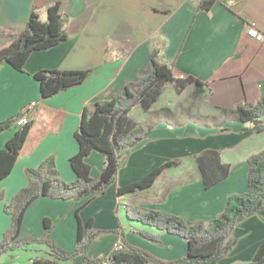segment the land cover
Returning <instances> with one entry per match:
<instances>
[{
    "label": "crops",
    "instance_id": "crops-1",
    "mask_svg": "<svg viewBox=\"0 0 264 264\" xmlns=\"http://www.w3.org/2000/svg\"><path fill=\"white\" fill-rule=\"evenodd\" d=\"M199 1L0 0V48L13 40L2 35L4 29L22 32L33 8L40 15L55 2H60L66 18L68 37L50 49L32 53L25 64L26 73L0 64V122L31 102L36 103L31 117L38 120L22 156L0 182V242L12 226V217L4 208L28 185L25 171L54 157L59 177L74 181L69 158L78 151L74 135L82 113L85 109L92 111L98 101L123 95L127 85L148 72L152 50L167 62L178 53L175 79L192 77L201 85L192 82L178 90L175 81L168 82L164 95L150 109L134 107L129 116L151 131L135 147L119 151L121 166L114 182L102 193L78 200L38 197L27 208L20 233L9 245L43 237L47 218L50 239L60 250L73 254L79 218L83 226L91 221L95 236L86 254L60 264H81L85 255L91 259L105 257L118 240L159 260L176 261L185 257L186 241L129 221L126 205L208 223L223 212L229 196L247 190V159L262 150L257 141L264 137V131L243 130L248 126L234 122L232 112L264 97V42L255 41L246 32L254 25L264 33V0H217L210 10L197 11ZM40 19L44 22L46 15L44 19L40 15ZM42 69L92 72L82 84L42 98L32 77ZM202 103L205 108L200 114L197 107ZM163 113L172 120L159 118ZM222 129L228 132H220ZM14 131L0 132V148ZM208 148L221 150L222 161L231 165L229 175L210 188L199 177L194 158ZM170 160L179 162L166 168L150 188L117 195L118 187L140 180ZM84 161L90 166V176L97 179L105 165L104 155L94 150ZM82 237L86 238L85 227ZM233 238L236 244L227 256L202 264L249 263L264 241V211L239 218ZM41 251L51 258L46 245L24 243L0 255V264H17L13 260L19 253L32 264L35 258L46 259Z\"/></svg>",
    "mask_w": 264,
    "mask_h": 264
},
{
    "label": "trees",
    "instance_id": "trees-1",
    "mask_svg": "<svg viewBox=\"0 0 264 264\" xmlns=\"http://www.w3.org/2000/svg\"><path fill=\"white\" fill-rule=\"evenodd\" d=\"M217 0H200L197 11H208ZM46 20L41 21L36 8L30 12L22 32L14 33L4 29L3 36L13 39L0 48V64L6 63L14 70L26 73L25 64L30 55L37 51L50 49L67 40L65 31L66 18L60 11V2L45 8ZM177 55L171 62L159 59L158 51L152 50L148 59V72L137 82L126 86L123 95L114 94L110 99L96 102L92 111L87 109L81 115L79 127L75 132L78 151L69 158V164L75 173V180L65 182L56 170L54 157L47 158L40 167L25 171L28 185L14 196L4 210L12 217V226L4 240L0 242V255L22 247L24 243L44 244L49 248L50 259L32 260V264H60L73 257L86 254L91 239L95 236L91 221L85 226L78 218L77 246L73 254L60 250L50 239V220L44 219L45 234L38 240H17L10 246V241L18 237L24 214L30 204L40 196L52 199L78 200L102 193L115 180L121 166L119 151L133 148L147 138L151 128L137 123L129 116L130 111L139 106L148 110L158 101L164 91V85L174 82L181 90L189 83L201 85L200 81L188 77L175 79L174 68ZM92 72L86 70L42 69L32 75L39 85L42 98L52 97L62 91L82 84ZM233 121L247 125L245 131H264V97L255 104L237 107L233 112ZM22 117L19 112L11 118L0 122V132L15 129L13 135L0 148V182L6 178L26 148L29 138L38 124L37 117H30L26 124L18 126L16 122ZM228 132L222 129L220 132ZM54 132V131H52ZM98 151L105 157V165L97 179L90 176V166L84 158L92 151ZM196 169L204 186L210 188L223 179L230 171L231 165L222 161L221 150L204 149L194 155ZM170 160L150 171L140 180L117 188V195L134 193L150 188L157 177L168 167L176 165ZM247 190L241 194L229 196L223 212L215 219L204 223L189 221L184 218L164 214L160 211L127 204L125 214L129 221L154 227L160 232L176 235L187 243L185 257L176 261H162L150 253L132 247L122 241L121 249H111L102 258L91 259L86 255L81 264H202L227 256L236 244L233 233L239 218L257 211H264V149L252 154L247 159ZM1 198V194H0ZM86 229V238L82 230ZM142 235L149 240L156 237L148 233ZM264 264V241L256 249L249 263Z\"/></svg>",
    "mask_w": 264,
    "mask_h": 264
},
{
    "label": "built area",
    "instance_id": "built-area-1",
    "mask_svg": "<svg viewBox=\"0 0 264 264\" xmlns=\"http://www.w3.org/2000/svg\"><path fill=\"white\" fill-rule=\"evenodd\" d=\"M247 34L249 37L253 38L255 41L261 43L264 42V33L258 31L254 25L249 26L246 30ZM36 105L35 102H31L27 105H25L22 109H21V113H22V117L16 122V124L18 126L24 125L27 123V121L29 120V118L31 117V111L34 108V106ZM122 248V241L119 240L113 249H121ZM101 264H110L109 261H103Z\"/></svg>",
    "mask_w": 264,
    "mask_h": 264
},
{
    "label": "rangeland",
    "instance_id": "rangeland-1",
    "mask_svg": "<svg viewBox=\"0 0 264 264\" xmlns=\"http://www.w3.org/2000/svg\"><path fill=\"white\" fill-rule=\"evenodd\" d=\"M42 16V19H44V16H45V11L43 10L42 13L40 14ZM110 38V37H109ZM164 95V91L162 93ZM176 100L173 98V103L175 102ZM162 102V101H161ZM180 102L182 103L181 99H180ZM165 104V103H164ZM187 104V102H186ZM169 105V103H168ZM172 105V104H170ZM205 107L203 106V103L202 104H199L198 107H197V111L201 114L203 113L202 112V109H204ZM34 109V108H33ZM32 109V111H33ZM32 111H31V114H32ZM21 112V110L19 111ZM159 118H162V119H165L166 121H171L172 119L170 118V116H168L167 113H163V114H160V117ZM205 120V119H204ZM143 125V124H142ZM257 146L259 147V149L263 150L264 148V137L263 138H260L258 141H257ZM261 150V151H262ZM176 161V160H175ZM179 162V161H177ZM136 206V205H135ZM139 207V206H138ZM144 208V207H143ZM119 241V240H118ZM117 241V242H118ZM116 242V243H117ZM115 243V244H116ZM115 244L113 245L112 249L114 248ZM8 252V251H7ZM6 252V253H7ZM5 253V254H6ZM39 254L42 256V258H46V259H49V256L48 254H46L45 252L41 251L39 252ZM15 257V261L13 260V262H16L17 264H28L27 260L24 259V256H23V253H19L17 256H14ZM238 264H241V263H238Z\"/></svg>",
    "mask_w": 264,
    "mask_h": 264
}]
</instances>
